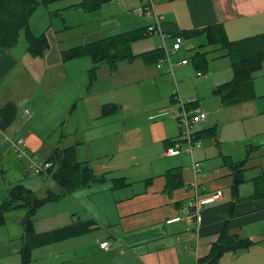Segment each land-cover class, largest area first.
<instances>
[{
	"label": "crops",
	"instance_id": "1",
	"mask_svg": "<svg viewBox=\"0 0 264 264\" xmlns=\"http://www.w3.org/2000/svg\"><path fill=\"white\" fill-rule=\"evenodd\" d=\"M139 3L140 0L126 1L125 9L137 7ZM155 11L161 19L163 32L170 37H176L183 31L221 25L241 60L264 54V0H155ZM20 35L21 32L18 39ZM18 39L13 47L0 49V109L13 101L8 94L12 88L15 92L19 86L20 75L15 74L18 66L23 68L29 64L31 67L37 61L24 64L25 60L39 58L29 54L25 37L26 45L20 53L24 54L23 61L20 62L13 52ZM154 46L143 57L146 63L156 66V62L164 57V52L160 49L159 40ZM178 53L172 58L178 57ZM57 66L44 67V71ZM181 67L175 66L177 69ZM193 68L196 75H206L202 86L191 79L193 73L185 76L186 85L195 90L190 96L184 91L181 95L190 97V101H184L180 96L175 69L174 78L169 77L164 68L158 70L171 78L173 87L176 82L177 87V92L173 90L169 99L171 108L157 110L148 116L145 123L144 133L149 136L151 144L159 147L157 157L164 163L161 171L152 176L145 188L134 190L129 188L130 184L115 187L107 181L102 185L92 184L76 189L73 195L44 204L35 214L33 234L25 239L30 248L28 264H199L224 227L238 240L252 244L243 251L223 253L216 264H264V60L250 80L239 84L235 97L224 102H221L220 96L213 94V89L231 80L233 74L229 59H209L205 73L197 72L194 65ZM39 76L48 79L46 73ZM90 87L91 83L86 87V93H89ZM198 87L201 88L197 90ZM66 94L63 102L70 100V91ZM104 107L105 104H98L99 114L103 113ZM74 108L71 106L70 113ZM192 109H198L205 115L204 120L193 128L196 138L200 142H205L207 138L211 140V143H204L200 149L193 150L194 160L196 155L208 157L210 152L220 159L215 161L213 168L205 164L208 178L199 161L205 178L193 173L191 159L183 151L173 156L166 154L180 134L171 113L190 112ZM25 111L28 110L20 108L18 114L16 112V123L2 132L12 140L23 139L30 153L48 160L54 149L60 146L47 147L48 154L43 158V138L29 132L26 127L37 117L38 110L28 111V116ZM163 118L176 122L175 131L171 130L170 121ZM64 146H75L79 162H87L91 167L92 155L81 142ZM247 148H252L248 159ZM5 159L11 162L8 163L11 168L18 171L17 179L9 182L0 170V201L11 185L22 183L26 175H31L25 163L15 158L10 144L0 137V169ZM245 160L242 166L245 181L239 185L237 196L233 197L230 165ZM181 162L187 163L186 170ZM22 169L24 173H21ZM102 169L105 170L106 166ZM97 174H106L112 180L110 172ZM193 180L204 188V191L197 192L201 211L198 228L194 222L188 223L181 212L191 196L185 186ZM217 191L221 192V196L209 200V196ZM21 218V228L16 232L12 231L15 225L9 218L6 225L0 228L4 230L0 234V264H20ZM18 230L22 231L21 235H18ZM103 242H108L107 249L100 248ZM202 264L208 263L204 261Z\"/></svg>",
	"mask_w": 264,
	"mask_h": 264
},
{
	"label": "rangeland",
	"instance_id": "2",
	"mask_svg": "<svg viewBox=\"0 0 264 264\" xmlns=\"http://www.w3.org/2000/svg\"><path fill=\"white\" fill-rule=\"evenodd\" d=\"M126 1L129 0H106L95 9L84 6V0H61L49 7L39 5L30 17L27 28L21 31L13 52L22 62L24 54L20 53L23 52L21 49L25 48L24 38L27 33L34 37L44 35L48 49L38 60H25L24 64L37 61L36 64H31V67L29 64L24 66L27 71L18 66L15 74L20 75L19 86L15 88V92L12 88L8 96H12L11 103H14L17 114L20 108L30 112L38 110L37 117L26 124V127L29 132L37 133L43 138V158L48 154L47 147L59 144L60 148H65V144L81 142L92 155L91 167L95 173L110 172L112 180H123L130 184L129 188L137 190L145 188L153 179L152 176L158 174L160 167L164 166L157 157L159 147L151 144L149 136L144 133L149 115L159 109L171 108L169 99L175 90L171 78L158 71L153 63H146L143 57L150 49L155 48L154 44L158 40L161 47L160 36L154 34L131 41L128 51L130 60H118L93 72L89 56L66 60L62 54L76 46L142 31L146 25L153 23L152 19L136 14V6L125 9ZM203 37L181 38L178 57H171L174 64L183 59L188 63L181 68H175L178 90L184 101L191 99L181 95L183 91L190 96L195 90L185 83L187 73H193L191 79L194 83L200 86L204 83L206 74L196 75L192 64V58L197 51H211ZM173 42L166 41L168 50ZM209 55L210 59L213 58V55ZM52 65L58 66L48 72L44 71V67ZM42 72L47 74L48 79L40 78ZM90 80V91L86 93L85 89ZM69 91L70 100L63 102ZM98 104L106 105V114L98 113ZM71 106L75 108L70 113ZM163 119H168L171 130L175 131L176 122L169 118ZM15 123L16 120L13 124ZM7 133L9 134V131ZM204 143L209 144L211 140L207 138L205 142L201 141V145ZM208 155L195 156V161H199L201 168L208 174L207 178L209 173L205 164L208 168H213L215 161H220L214 152ZM77 160L80 161L79 156ZM9 162L5 159L0 170L4 172L6 181L13 182L17 179L18 170L16 166V170L11 168ZM186 164L180 163L184 170L187 169ZM104 166L105 170L102 169ZM22 172H25L24 169ZM21 184L34 190L29 189L39 197H44L47 191L55 194L60 192L53 182L41 177L26 175ZM70 195H73V191ZM24 214V210L6 214V220L9 218L15 225L13 230L11 229L13 232L20 230L19 219ZM6 227L8 229V226ZM3 231L0 229V234Z\"/></svg>",
	"mask_w": 264,
	"mask_h": 264
},
{
	"label": "trees",
	"instance_id": "3",
	"mask_svg": "<svg viewBox=\"0 0 264 264\" xmlns=\"http://www.w3.org/2000/svg\"><path fill=\"white\" fill-rule=\"evenodd\" d=\"M61 0H0V49L13 47L18 39L19 33L28 26V21L39 5L49 7ZM106 0H84V6L95 9ZM148 36L145 28L136 33L124 34L115 38L101 39L89 45H80L62 52L63 57L76 59L81 56H89L92 62V72L100 66L114 63L118 60H130L129 44L131 41ZM183 39H192L204 36L206 45L211 47L209 52L197 51L192 58V64L199 73H205L210 55L213 58L226 57L229 59L232 78L230 81L219 85L213 89V94L220 96L221 102L232 99L237 93L240 83L250 80L261 68L264 54L243 61L239 58L234 44L227 39L225 31L221 25H211L200 30L183 31L177 35ZM28 40V52L31 56H41L47 49L48 44L44 35L34 37L31 33L26 34ZM224 52V54H221ZM91 80L89 81L90 86ZM106 107L103 114H106ZM16 107L12 103L6 104L0 109V129L6 130L11 126L16 117ZM252 148H247L246 159L251 155ZM52 163V182L59 189V194L48 191L45 197H38L34 192L27 189L20 182L10 186L6 196L0 201V228L6 225V214L15 210H24L25 214L21 218L23 234L20 237V264H28L30 259V248L25 239L33 234V223L37 210L48 202L70 195L76 189L88 187L92 184L102 185L107 181L115 187H126V183H119L116 180H109L106 174H97L87 162H79L74 147L55 148L50 158ZM246 160L231 164V192L232 196L238 194V187L243 183L242 166ZM258 196V195H256ZM231 208V207H230ZM252 242L238 240L229 234L226 227L218 234L215 242L211 244L208 255L199 260V264L207 261L208 264H216L223 253L227 251L238 252L247 249Z\"/></svg>",
	"mask_w": 264,
	"mask_h": 264
},
{
	"label": "built area",
	"instance_id": "4",
	"mask_svg": "<svg viewBox=\"0 0 264 264\" xmlns=\"http://www.w3.org/2000/svg\"><path fill=\"white\" fill-rule=\"evenodd\" d=\"M134 12L139 16L147 17L153 20L152 24L146 25L145 32L148 36L154 34L160 36L162 44L160 49L164 52V57L156 62V69L162 70L164 68L165 73L169 77L174 78L175 66L180 67L187 64V61L184 59L176 64L171 61V57L181 51V38L178 36L170 37V35H167L163 32L161 27V19L155 11V0H140V5L137 6ZM167 39H173L174 41L171 49L169 50L165 46V41ZM175 92H177V87L175 88ZM180 104H183V102L180 101ZM25 115L28 116V111H25ZM171 116L172 118L176 119L180 129V134L178 139L174 142L173 146L166 150V154L173 156L176 153L183 151L191 159L190 162L193 173L196 176L197 174H200L202 178H205V174H203L200 170V163L195 161L193 158V150L199 149L202 146L201 142L193 133V128L197 123L204 120L205 115H203L198 109H192L190 110V112L182 111L180 113H171ZM0 137L3 139V141H6L10 144L15 158L18 161L25 163L29 174L36 177H41L52 182V176L50 172L52 163L50 161L40 159L36 154L30 153L23 139L12 140L11 137L4 135L1 129ZM185 190L190 191L191 196L181 209L183 218L188 223L194 222L196 224V227L198 228L201 223V211L197 192L198 190L204 191V188L201 185L197 184L195 180H193L192 183L185 186ZM219 196H221V192L217 191L215 192V194L209 196V200H215ZM107 247L108 242H103L100 244L101 249H107Z\"/></svg>",
	"mask_w": 264,
	"mask_h": 264
}]
</instances>
